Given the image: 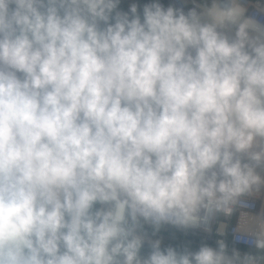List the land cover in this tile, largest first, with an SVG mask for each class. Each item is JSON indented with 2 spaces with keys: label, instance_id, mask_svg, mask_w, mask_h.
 <instances>
[{
  "label": "clouds",
  "instance_id": "clouds-1",
  "mask_svg": "<svg viewBox=\"0 0 264 264\" xmlns=\"http://www.w3.org/2000/svg\"><path fill=\"white\" fill-rule=\"evenodd\" d=\"M124 4L0 0V264H264L160 235L264 188V19Z\"/></svg>",
  "mask_w": 264,
  "mask_h": 264
},
{
  "label": "built area",
  "instance_id": "built-area-1",
  "mask_svg": "<svg viewBox=\"0 0 264 264\" xmlns=\"http://www.w3.org/2000/svg\"><path fill=\"white\" fill-rule=\"evenodd\" d=\"M128 2L130 0H125V7ZM139 2L144 3L147 0H139ZM194 2L203 5L208 0H194ZM240 2L246 7L249 15H259L264 19V14H262L264 13V0H240ZM262 229H264V188L241 195L230 205L217 211L199 231L185 235L168 228L160 235L165 245L187 241L195 249L201 243L206 242L215 246L223 242L230 249L235 247L241 252L264 255L257 253L253 245L254 233Z\"/></svg>",
  "mask_w": 264,
  "mask_h": 264
}]
</instances>
